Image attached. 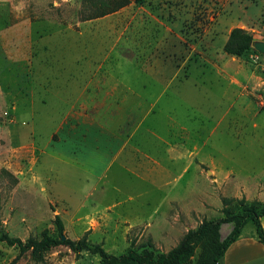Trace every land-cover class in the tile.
Segmentation results:
<instances>
[{"label":"rangeland","instance_id":"rangeland-1","mask_svg":"<svg viewBox=\"0 0 264 264\" xmlns=\"http://www.w3.org/2000/svg\"><path fill=\"white\" fill-rule=\"evenodd\" d=\"M116 3L0 0V233L22 240L39 237L43 229L56 235L58 214L65 237L85 235L108 253L120 254L147 241L167 252L188 229L222 217L224 207L236 212L255 202L264 212V200L254 194L257 188L264 197V182L245 176L261 173L264 149L256 150L247 134L236 145L221 119L226 73L243 82L249 102L264 91V54L253 47L243 56L223 50L233 27L243 28L253 41L264 40V0H129L111 10ZM75 62L93 68L87 72L91 78L115 74L108 69L132 63L160 64L164 73L183 81L177 116L173 109L168 118L159 102L146 115L136 109L138 104H128L127 125L121 128L140 125L129 141L131 158L124 168L113 165L100 183L46 155L61 137L56 123L62 118L52 115H62V104L38 86H50L53 76L61 79L56 74L63 71H54L53 64ZM205 82L210 87L194 86ZM124 113H116L121 124ZM256 132L264 139V127ZM194 143L204 144L201 155L211 145L232 150L231 157L237 158L233 169L242 176H228L222 169V184L192 158ZM184 159L179 177L182 163L174 161ZM241 188L246 193H239ZM254 229L250 220L243 233ZM246 243L231 244L226 262L260 253V246L245 248ZM210 248L207 240L199 243L187 264H204ZM18 254L16 246L0 241V264L13 259V264H100L97 254H76L64 244L50 248L41 261L29 252Z\"/></svg>","mask_w":264,"mask_h":264},{"label":"crops","instance_id":"crops-1","mask_svg":"<svg viewBox=\"0 0 264 264\" xmlns=\"http://www.w3.org/2000/svg\"><path fill=\"white\" fill-rule=\"evenodd\" d=\"M60 69L63 74L56 75L61 79L58 80L53 76L50 86L48 82L45 87L38 86L39 91L43 90L44 94L51 98L57 97L54 102L62 104L60 110L62 115H52V118H62L59 125L56 123V132L61 137L58 142L50 145L46 155L81 171L97 183L102 182L113 165L119 164L121 168H124L125 161L131 158L134 146L129 141L139 131L140 125L133 126L130 131L128 128H121L127 125L129 116L127 109L130 107L128 104H138L136 109L142 110L143 115H146L145 110L147 112L151 104L159 102L162 103L164 112L170 118L169 110L174 109L177 116L179 106L181 107L183 103V81H175L171 74L164 73L166 69L160 64L116 65L108 69L115 74H95L92 78L88 77L87 72H91L93 68L84 63L53 64L54 71H60ZM118 71H122L121 78H118L120 75ZM155 71L160 73L156 74ZM223 83L222 96L226 103L221 119L224 120L225 132L232 136L230 139H233L236 145H240L247 134L252 137L250 140L256 150L257 147L264 149V139H260L256 132L259 127H264V91L260 94L255 93L256 98L249 102L247 90L244 89L245 85L242 81L233 79L230 73H226ZM194 86L210 87L206 82L201 85L194 84ZM171 104L173 106H170ZM121 109L126 113L123 115L122 124L116 120V113ZM203 147L204 144H192L191 151L189 150L192 158L196 157L201 164L209 167L210 169L207 170L213 171L222 184L224 182L219 177L222 169L228 176H242L243 173L233 169V163H237L235 161L237 158L231 157L232 150L224 147L215 148L211 145L209 149L206 148L207 154L201 155ZM185 161L187 162L185 159L174 161L182 163L179 177H182ZM188 161L191 162L189 159ZM245 176L263 184L264 168L261 173L258 172L254 176L248 174ZM177 179L178 177L174 178V180ZM177 191L179 192V189ZM254 191L258 199L264 200L261 193L263 190L257 191L256 188ZM243 192L246 193L241 188L239 193ZM246 196L248 197L247 194ZM259 219L264 230V215ZM244 226L231 244L245 240L247 241L245 248L260 246V253L256 257L226 262L230 244L220 257L218 264H264V241L259 240L255 229L249 230L245 235ZM225 227L228 229L226 233L222 232ZM232 228V222L222 223L219 228L220 238H225Z\"/></svg>","mask_w":264,"mask_h":264},{"label":"trees","instance_id":"trees-1","mask_svg":"<svg viewBox=\"0 0 264 264\" xmlns=\"http://www.w3.org/2000/svg\"><path fill=\"white\" fill-rule=\"evenodd\" d=\"M129 0H117L111 10L125 5ZM140 2L143 0H134ZM104 14L103 11L98 15ZM87 17V16H86ZM253 42L250 33L243 28L233 27L223 45V50L231 55L243 56L248 50L252 49ZM264 215L259 211L257 204L251 202L245 205L240 211H230L227 207L223 208V216L216 220H203L197 227L188 229L177 245L167 252L154 249L151 241L142 243L138 248L128 247L120 254L108 253L101 244H91L85 235L77 240L68 237L61 238L63 235V221L58 214L54 216V223L57 234H51L47 229H43L40 236H29L25 240L19 237L0 233V241L16 246L19 254L29 252L34 261H41L45 253L52 247L59 244L68 246L73 252L79 254L81 251H89L97 254L100 264H187L192 258L196 246L202 241L207 240L211 244L210 251L204 258V264H218L220 257L225 253L229 245L236 240L242 227L248 221H252L256 234L260 241H264V230L260 223V216ZM232 222L233 228L228 235L221 239L219 228L222 223ZM15 259L11 261L13 264Z\"/></svg>","mask_w":264,"mask_h":264},{"label":"water","instance_id":"water-1","mask_svg":"<svg viewBox=\"0 0 264 264\" xmlns=\"http://www.w3.org/2000/svg\"><path fill=\"white\" fill-rule=\"evenodd\" d=\"M251 46H252L255 50H257V51L261 52L262 54H264V40H261V39H259V40H254V41L251 43ZM61 238H65V236L62 235Z\"/></svg>","mask_w":264,"mask_h":264}]
</instances>
